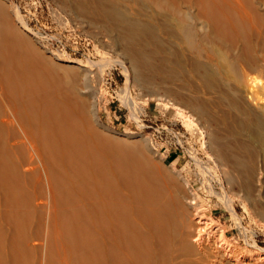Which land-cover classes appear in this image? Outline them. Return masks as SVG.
<instances>
[{
  "label": "bare ground",
  "instance_id": "obj_1",
  "mask_svg": "<svg viewBox=\"0 0 264 264\" xmlns=\"http://www.w3.org/2000/svg\"><path fill=\"white\" fill-rule=\"evenodd\" d=\"M62 1L125 59L101 66L202 124L233 217L236 184L264 220V0ZM28 32L0 0V264H264L142 139L96 123L85 63L55 61Z\"/></svg>",
  "mask_w": 264,
  "mask_h": 264
},
{
  "label": "rangeland",
  "instance_id": "obj_2",
  "mask_svg": "<svg viewBox=\"0 0 264 264\" xmlns=\"http://www.w3.org/2000/svg\"><path fill=\"white\" fill-rule=\"evenodd\" d=\"M7 1L12 10L19 11L32 31L28 32L30 37L40 50L46 54L53 53L55 61L79 59L86 64L90 86L87 93L94 95L95 120L99 126L114 130L119 135L126 134L129 139H142L156 164L172 170L180 181L189 182V190L194 192L201 211L223 228L222 234L226 238L223 237L237 251L243 252L238 253L264 249V229L256 227V224L264 226V220L254 215L243 191H239L235 184L231 189L233 192H227L236 218L223 202V178L210 158L205 139L199 131L202 124L198 120L190 117L195 124L188 127L184 121L187 114H178V110L163 99V92L157 91L160 99L152 98L144 94L140 87L130 82L126 84V75L119 64L101 66L107 58L125 59L100 39L98 27L76 17L64 7L62 0ZM126 88L133 99L128 105L121 98ZM173 163L175 172L171 169Z\"/></svg>",
  "mask_w": 264,
  "mask_h": 264
},
{
  "label": "built area",
  "instance_id": "obj_3",
  "mask_svg": "<svg viewBox=\"0 0 264 264\" xmlns=\"http://www.w3.org/2000/svg\"><path fill=\"white\" fill-rule=\"evenodd\" d=\"M256 227H257L259 230H261V228L264 229V226H261V225H259V224H258V226H257V224H256Z\"/></svg>",
  "mask_w": 264,
  "mask_h": 264
}]
</instances>
